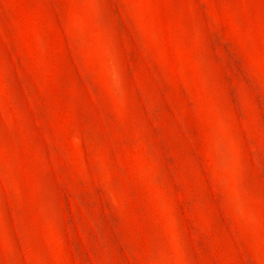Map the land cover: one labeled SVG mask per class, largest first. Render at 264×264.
I'll use <instances>...</instances> for the list:
<instances>
[{
  "label": "rangeland",
  "instance_id": "374dc122",
  "mask_svg": "<svg viewBox=\"0 0 264 264\" xmlns=\"http://www.w3.org/2000/svg\"><path fill=\"white\" fill-rule=\"evenodd\" d=\"M0 264H264V0H0Z\"/></svg>",
  "mask_w": 264,
  "mask_h": 264
}]
</instances>
